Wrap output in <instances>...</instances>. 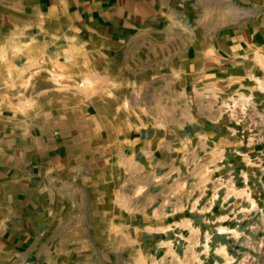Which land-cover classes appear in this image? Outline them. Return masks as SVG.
<instances>
[{
    "label": "crops",
    "instance_id": "crops-1",
    "mask_svg": "<svg viewBox=\"0 0 264 264\" xmlns=\"http://www.w3.org/2000/svg\"><path fill=\"white\" fill-rule=\"evenodd\" d=\"M19 2L0 11V264L249 252L264 119L256 138L227 113H264V0Z\"/></svg>",
    "mask_w": 264,
    "mask_h": 264
},
{
    "label": "rangeland",
    "instance_id": "rangeland-1",
    "mask_svg": "<svg viewBox=\"0 0 264 264\" xmlns=\"http://www.w3.org/2000/svg\"><path fill=\"white\" fill-rule=\"evenodd\" d=\"M19 0H0V11L4 9V7L8 6L9 4L14 7L19 5ZM144 68H151L154 70L159 69L160 66H141ZM93 68H95L93 66ZM98 68V67H97ZM86 84V88L91 87V92L93 94L92 96V102H97L99 100V94H100V81L99 80H93L92 82H84ZM141 85L144 84V81L139 82ZM84 86V84L82 85ZM101 89V88H100ZM110 89L113 91L114 88L112 86V83L109 82L107 90L110 92ZM121 99V98H120ZM162 99V98H161ZM116 98L108 96V102L111 103V105H115ZM140 100L142 101H148V96H142L140 97ZM131 96L125 97L124 103L127 105V103H130ZM158 101V98H157ZM256 109V108H254ZM254 109L248 110V112H239L237 107H233L231 111L227 113L228 119H231V122L235 123L238 122L239 119L243 122H246V128L249 132L250 137L253 135L256 138L259 136L260 132V125L261 118L264 119V113H260L259 109H256V111H252ZM161 115V114H159ZM262 115V117H260ZM240 123V124H242ZM239 125V124H238ZM257 226H254L253 229V237L257 239V242H253V246L250 249L249 252L246 254H243L237 260L235 261V264H264V210H261V213L257 210Z\"/></svg>",
    "mask_w": 264,
    "mask_h": 264
}]
</instances>
